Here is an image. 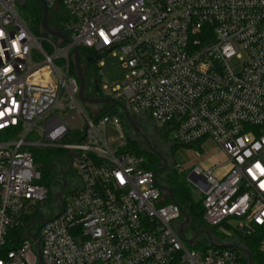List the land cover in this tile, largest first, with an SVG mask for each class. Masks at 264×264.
Here are the masks:
<instances>
[{
  "label": "built area",
  "instance_id": "2783aa9c",
  "mask_svg": "<svg viewBox=\"0 0 264 264\" xmlns=\"http://www.w3.org/2000/svg\"><path fill=\"white\" fill-rule=\"evenodd\" d=\"M44 2L69 42L36 37L18 0H0V264H242L232 249L188 247L177 231L181 210L166 203L156 171L108 141L124 111L88 116L70 58L120 55L126 78L109 94L103 86L102 97L153 118L173 133L170 143H216L225 163L189 176L204 227L250 236L264 228V0ZM242 55L234 73L227 63ZM34 132L40 143L28 141ZM71 132L79 138L61 146ZM34 147L66 150L82 184L50 217Z\"/></svg>",
  "mask_w": 264,
  "mask_h": 264
},
{
  "label": "rangeland",
  "instance_id": "374dc122",
  "mask_svg": "<svg viewBox=\"0 0 264 264\" xmlns=\"http://www.w3.org/2000/svg\"><path fill=\"white\" fill-rule=\"evenodd\" d=\"M32 1L33 0H18L19 13L26 23L27 21L23 13L24 11H26V7ZM51 24L54 26L55 25L54 21L51 22ZM36 37L39 38L41 36H36ZM105 53L106 52L104 51H97L94 53V55H97V56L104 55V57L100 61L93 63V67L91 71L89 72V77L92 83L95 86H97L99 90L102 89L103 86H107L109 88V91L107 92V94H109L112 89H115L117 86L122 85V83L124 82L126 78L127 71H125L122 67V64L120 62V55H114V53H109L108 55H105ZM34 59H35V62L41 61L40 57L38 56L34 57ZM101 63H103L102 66L100 65ZM245 63H246V58L244 57V55H242L241 57L234 58L228 61L227 65L229 69L232 70L234 73H239L242 70ZM81 107L88 116L90 117L93 116V109L91 107L87 106L86 104L82 102H81ZM55 113L57 112L52 111L50 115L53 116ZM132 116L138 117L134 114ZM139 118L147 122L145 123L146 124L145 129L147 130L149 134L153 135L155 134L156 131H163L166 133L165 128L160 123L156 122L153 118L147 115L146 116L141 115L139 116ZM126 133H130V135L133 134L132 130L126 123H123L121 131L117 130L111 125H108L106 135H107L108 141L110 142L112 148L121 149L122 147L126 145L127 140H128V136ZM77 134L80 137L82 135V132L79 131ZM78 135H76L75 132H71V135L67 137L66 139H64L60 145L62 146V145L68 144L69 142L73 143L75 140L79 138ZM167 138L169 139V141L172 142L173 133L172 132L167 133ZM28 141L31 143H40L42 141V138L39 133L34 132L33 134L30 135V137L28 138ZM171 144L173 145V154L171 158L173 165L175 167L180 166L185 170L184 172H181L179 171V169H177L178 171L177 174L178 176L183 178V180L186 182L187 186L189 187L190 191L192 192V195L194 196L195 200L198 201L201 199V194L199 193L195 185L189 181V176L192 172V169L197 166L204 167V165L208 164L210 160L212 159L214 161L215 158L221 154V150L218 148L216 143H214L213 141L207 142L205 145L202 146V148L199 146L194 147V148L179 146V145H176L174 142ZM37 148H45V147H34L32 148V150L37 149ZM54 149L58 151L55 153V156H54V161H55L54 173H57L58 168H59V165H58L59 163H61L63 166H67L70 163V161H69L68 152L66 150L58 149V148H54ZM198 151L200 153L199 156L197 155ZM221 163H224V160H222ZM164 178H165V175L163 174L158 175V179L160 182H163ZM56 185H57L56 182L51 184L50 186L51 192L49 195V200L44 204L43 208L41 209V211H43L42 214L46 215L47 217L55 215L56 213H58L60 209H62L58 201L57 194L54 191H52L56 187ZM81 185H82L81 181L79 180L78 186H76L73 190L69 191L65 195V197H68V195L72 192L73 193L78 192L81 188ZM202 226H204L203 223H197L193 221V224L189 228H187V235L189 236V238H193L199 231H201V229H204ZM218 233L221 235L222 239L231 240V241L239 240L238 235L235 233H232L231 237H228L224 235L223 233L217 231V234ZM84 240L85 239H83V241ZM199 241H204V239L203 238L199 239ZM188 247L192 250H202L203 249L200 245L188 246Z\"/></svg>",
  "mask_w": 264,
  "mask_h": 264
},
{
  "label": "water",
  "instance_id": "95a60500",
  "mask_svg": "<svg viewBox=\"0 0 264 264\" xmlns=\"http://www.w3.org/2000/svg\"><path fill=\"white\" fill-rule=\"evenodd\" d=\"M41 7H42V11H43V18H42V22H41V32L43 34H45L46 36L50 37V38H54L58 40V44H62L64 42H69L70 39L68 38L67 35L53 29L50 25H49V11L48 8L44 2V0H38ZM109 52H106L105 55H108ZM87 57V61L90 64H93L97 61H100L104 55H93L91 53L86 55ZM73 61L76 67V73H77V79L79 82V94H78V98L80 100V102L86 104L89 107H101L103 105H108L109 109L104 113V114H116L121 112L122 110L124 111L123 114V119L124 122L133 129V131L135 132V134L138 136V138L140 140H142L146 145H147V150L149 153H151L152 155L156 156L160 161H162L164 163V166L158 170H156L155 174L159 175L161 174L167 167V161L165 158H163L161 156V154L159 152H157L155 150V148L152 145V142L149 138V136L140 128L138 120L140 119L139 116L143 115L146 116L144 114H140L138 115V117H133L130 115V113L128 112L127 108L125 107L124 104H122L121 102L114 100L112 98L109 97H97V98H91L88 96V83H87V79H86V75L85 72L83 70L82 67V63H81V51L80 50H75L74 52V56H73ZM127 136L129 138H133L136 141H138L136 139V137H134V134L130 135V133H126ZM171 147L173 148V145L171 144ZM53 165L54 162L51 164L50 167V171L51 174L53 172ZM60 174H63L64 171L61 168L59 171ZM52 179L55 181H58V178L54 177L52 174ZM159 188L168 196L169 201L172 204L177 205L180 210H181V214H182V218H183V222L179 225V227L177 228L178 233L180 234V236L182 237L183 241L185 243H187L189 246H195L198 244L199 238L201 235H205L207 238V246H212V247H216V248H222V249H232L238 253H240L248 262V264H253L252 261V255L251 252L244 246L243 242L241 241H231V240H225L222 239L221 237H217L215 236V234L213 233L212 230L210 229H203L201 232H199V234L195 235L193 238H188L187 234H186V229L189 228L192 225V218L188 213V210L181 205L178 201L175 200L169 186L168 183L167 184H158ZM52 191H54L56 194L59 195V201L60 204H63V194H64V189H62L60 192L59 190L55 187ZM48 219H43L40 220V223L44 224L46 222H48ZM38 256L40 258V251L38 250ZM39 264H41V262H39Z\"/></svg>",
  "mask_w": 264,
  "mask_h": 264
},
{
  "label": "trees",
  "instance_id": "16d2710c",
  "mask_svg": "<svg viewBox=\"0 0 264 264\" xmlns=\"http://www.w3.org/2000/svg\"><path fill=\"white\" fill-rule=\"evenodd\" d=\"M24 16L27 21L28 27H30L31 31L36 36H43L41 32V22L43 18V11L42 7L38 0H33L27 7L26 11H24ZM51 20L49 19V25L51 24ZM56 28V27H55ZM60 30L59 28H56ZM84 52H92L93 50ZM71 59V74L74 77H77L76 67L73 61V57ZM103 93L100 89L99 97H102ZM108 105H103L101 107H91L93 109V116L94 118H99L103 116V114L107 111ZM125 123V122H124ZM173 149V148H172ZM58 152L54 148H37L33 149L32 153L35 158V163L38 169L42 173V181L41 184L46 186H51L53 184L52 174L50 171L51 164L54 161L55 153ZM121 152L123 153H130L137 156H143L146 158L147 162L149 163V169L151 170H158L159 167V160L156 156L152 155L148 151L141 148L138 141L133 138H129L127 143L124 147L121 148ZM177 167H175L172 163L171 171L168 175V186L175 198L181 205H183L187 210L189 215L192 218V221L197 223H203V216H204V206L203 200L200 199L198 201L195 200L192 192L190 191L189 187L187 186L186 182L178 176L177 174ZM169 199L166 200V203H169ZM204 229L205 227L202 226ZM215 236H217L216 229L213 230ZM239 241L243 242L244 246L251 252L253 264H264V251L262 250V242L264 240V228H255L254 234L250 236H243L238 235ZM200 246H205L203 244H199ZM239 255H241L239 253ZM242 256V255H241ZM242 264H248L247 260L242 256Z\"/></svg>",
  "mask_w": 264,
  "mask_h": 264
},
{
  "label": "flooded vegetation",
  "instance_id": "af4514ba",
  "mask_svg": "<svg viewBox=\"0 0 264 264\" xmlns=\"http://www.w3.org/2000/svg\"><path fill=\"white\" fill-rule=\"evenodd\" d=\"M89 53L93 54L92 52L81 51V63H82V67H83V70L85 72L87 83H88V96L91 98H97L100 95V90L98 89L97 86H95L92 83V81L90 80V77H89V72L91 71V69L93 67V64H90L87 61L86 55ZM138 123H139L140 128L149 136L155 150L157 152H159L161 154V156L163 158H165L167 161V167L161 173V174L165 175V178H164L163 182H161V184H167L168 183V175H169L171 168H172V159L171 158H172V154H173V149L171 147V143L169 142V139L167 138V135L165 132L156 131L155 134L151 135L145 129V125H146L145 123H147V122L143 121L142 119H139ZM130 129L132 130L134 137H136V139L138 140L141 148L144 150H147V145L142 140H140L138 138V136L135 134V132L133 131V129L131 127H130ZM163 166H164V163L159 160L158 169L162 168ZM62 169L64 171L63 174H60L59 171L57 173L53 174L54 177L58 178V181H55V180H53V181L56 182V184H57L56 187L59 190V192L62 189H64V194H63V197H64L69 191L73 190L76 186H78L79 178L77 177L76 173L74 172L71 162L67 166H63ZM192 224H193V221H192ZM202 230L203 229H201V231ZM201 231H199V232H201ZM199 232L197 234H199ZM186 234H187V229H186ZM188 238H189V236H188ZM202 238L204 239V241H198V244L206 245L207 244L206 236L201 235L199 239H202Z\"/></svg>",
  "mask_w": 264,
  "mask_h": 264
},
{
  "label": "crops",
  "instance_id": "0c3cea01",
  "mask_svg": "<svg viewBox=\"0 0 264 264\" xmlns=\"http://www.w3.org/2000/svg\"><path fill=\"white\" fill-rule=\"evenodd\" d=\"M219 160H224V163H225V158H224V156L222 155V154H220L219 156H217L216 158H215V160L213 161V159L212 160H210V162L208 163V164H206V165H204V167L205 168H218L220 165H222V164H224V163H221V161H219Z\"/></svg>",
  "mask_w": 264,
  "mask_h": 264
}]
</instances>
